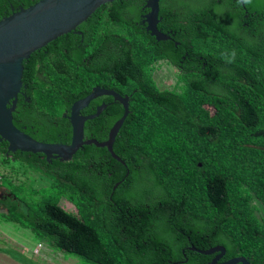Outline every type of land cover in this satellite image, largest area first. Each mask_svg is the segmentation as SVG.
<instances>
[{"label":"trees","instance_id":"obj_1","mask_svg":"<svg viewBox=\"0 0 264 264\" xmlns=\"http://www.w3.org/2000/svg\"><path fill=\"white\" fill-rule=\"evenodd\" d=\"M185 4L193 34L178 35L177 46L154 44L144 29L120 19L117 0L106 4L105 15L122 23V35L102 33L98 44L64 35L23 61L13 125L38 142L68 144L66 112L93 88L114 90L130 98L113 143L124 164L93 145L69 162L49 163L42 154L9 153L0 142L2 162H19L50 181L30 188L28 199L41 196L33 210L21 197L23 185L0 177L12 196L0 200L5 221L85 264H209L212 256L190 248L214 246L225 248L220 262L242 256L264 264V222L249 201L264 208V41H242L222 23L200 18L194 0ZM96 21L90 17L81 29ZM185 53L202 58L201 65L184 68L180 91H158L151 65L168 59L179 66ZM103 111L85 122L84 139L106 141L124 113L117 104ZM62 198L76 213L58 204Z\"/></svg>","mask_w":264,"mask_h":264},{"label":"water","instance_id":"obj_2","mask_svg":"<svg viewBox=\"0 0 264 264\" xmlns=\"http://www.w3.org/2000/svg\"><path fill=\"white\" fill-rule=\"evenodd\" d=\"M115 1L117 0H40L0 20V142L7 143L9 153L19 151L42 154L49 163L56 159L69 162L82 147L93 145L97 148H105L114 160L124 164L114 154L113 143L129 113L128 99L113 91L93 88L89 95L72 105L68 116L71 126L69 144L38 142L16 128L12 117L22 87L23 61L28 60L31 54L52 41L73 31L102 5ZM159 1L147 0L145 8L149 13L144 16V22L147 24L146 32L155 37L157 42L169 40V37L156 28ZM100 96L113 97L115 102L123 106V116L110 129L106 141L84 140L85 122L98 117L104 106L99 107L95 114L86 117L81 116L80 111ZM190 251L203 256H213L209 264H250L242 256L220 262L226 252L223 246H214L207 250L191 247Z\"/></svg>","mask_w":264,"mask_h":264},{"label":"flooded vegetation","instance_id":"obj_3","mask_svg":"<svg viewBox=\"0 0 264 264\" xmlns=\"http://www.w3.org/2000/svg\"><path fill=\"white\" fill-rule=\"evenodd\" d=\"M38 1L40 0H0V20L10 16L11 14L21 9H26L34 5ZM118 1L121 5L124 4V1H127L125 2V5L121 7L119 18L125 19L126 21L132 23L134 27L136 28L139 27L146 31L147 24L144 22L145 21L144 16L149 13V10L145 8V3L147 0H118ZM182 1L184 2V5H180V0H160L158 6V17H157L158 23L156 25V28L160 33L169 37V40H167V42L170 43L172 42L174 43L175 46L179 45V42H177L176 39L178 35H180L182 39L187 36H191L193 34L188 24L189 23L188 22L189 16L187 13L188 7L185 4L187 0H182ZM194 1L199 11V17L201 18L205 14L207 19L214 23V27H217L218 23H222L226 27L230 35H235L242 41L245 40L249 42L255 40H258L259 42L264 41V0H194ZM139 5H142V7L138 11L137 7ZM134 6H135V10L132 11L131 9ZM106 9H107L106 5H102L92 15H90V17L97 16V21L95 23V26L92 27L91 30L87 31L83 28L81 29V26L84 23L83 22L82 24L78 25L73 31H71L68 34H65V36L66 35H67L66 37L79 36L81 37L80 40L81 42L83 41V39L87 38V36H90L91 38L88 44H98L102 42V33L122 35L123 32L122 23L121 22L110 23L105 15ZM162 13L166 14V19L164 18ZM224 17H226L225 20ZM176 22L180 25L178 31L173 30L171 28V26L174 25ZM200 32H201V28L197 30V34H200ZM150 39L154 42V44H156L155 42L157 41L155 37L150 36ZM157 45L164 46V44L158 42ZM201 59L202 58L195 59L194 54L185 53L184 56L179 61V66L173 65L168 59H158L156 62H154L151 65V67L153 68V65L157 62H164V64L169 65L175 71L178 72V81H179L180 76L182 75V73H184V68L201 65L199 64L201 63ZM151 76H152L151 79L155 84L153 75ZM182 86L183 83L180 82L179 87ZM155 87L157 88L158 91H172V90H161L157 87L156 84ZM109 91L115 92L114 90H109ZM102 97L100 96L98 98L101 101L100 103L95 104L94 107L93 106L91 107L89 104L88 107H86L84 110L80 112V115L83 117L93 115L95 111H97V109L101 106H104L103 110L111 109L112 104H117L123 110V106L118 102L115 103L113 97L104 96L107 98H111L112 99L111 102H105L104 100H102ZM121 97L128 99V108H129L130 98L125 94H122ZM103 110L102 113L104 112ZM90 111L92 112L90 113ZM69 114H67V112L65 114L67 115L66 116L67 119ZM105 115L104 118L107 117L106 113ZM112 115L113 113L110 112L109 118H112ZM108 121L109 119L107 118L106 122ZM85 139L89 140V138L87 137H85ZM185 261L186 260H182L180 261V263H183Z\"/></svg>","mask_w":264,"mask_h":264},{"label":"rangeland","instance_id":"obj_4","mask_svg":"<svg viewBox=\"0 0 264 264\" xmlns=\"http://www.w3.org/2000/svg\"><path fill=\"white\" fill-rule=\"evenodd\" d=\"M151 75L159 89L180 91L178 72L164 62L155 63ZM0 177H3L2 182L8 181L12 186L22 184L21 197L32 203L33 210L38 208L41 196L28 199L30 188L41 190L50 184L44 176L28 171L24 164L13 160L4 163L0 159ZM10 192L9 188L0 185V200L6 197L12 199ZM249 201L256 218L264 222V208L260 202L251 196ZM58 204L68 212L76 213L74 206L66 199H60ZM22 209L26 211L24 205ZM2 214H5V209L0 208V264H85L78 257L55 250L46 240L38 239L30 229L5 221Z\"/></svg>","mask_w":264,"mask_h":264}]
</instances>
